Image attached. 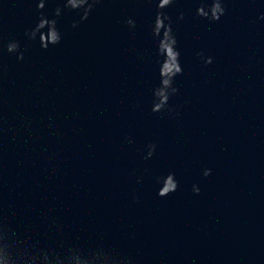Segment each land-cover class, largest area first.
Returning a JSON list of instances; mask_svg holds the SVG:
<instances>
[{"label":"water","instance_id":"obj_1","mask_svg":"<svg viewBox=\"0 0 264 264\" xmlns=\"http://www.w3.org/2000/svg\"><path fill=\"white\" fill-rule=\"evenodd\" d=\"M57 6L46 0L45 15ZM197 6L164 10L183 73L175 111L154 113V2L103 0L77 28L78 13L64 9L62 42L43 49L24 35L35 0H0L4 41L28 46L22 61L4 53L0 78V199L18 230L55 218L67 236L139 264H264V0H227L219 21ZM149 142L156 151L144 159ZM169 171L178 188L160 197L155 177Z\"/></svg>","mask_w":264,"mask_h":264},{"label":"clouds","instance_id":"obj_2","mask_svg":"<svg viewBox=\"0 0 264 264\" xmlns=\"http://www.w3.org/2000/svg\"><path fill=\"white\" fill-rule=\"evenodd\" d=\"M37 4L38 17L36 23L26 28L24 35L29 42H38L40 47L48 49L55 47L63 40V34L58 27V17L64 9L78 13L79 19L72 21V27L77 28L82 21L88 19L94 7L103 0H61L63 7L57 6L53 16L45 15L46 0H35ZM156 4V14L150 26L151 34L157 42V53L163 57L159 66V85L153 91L152 112L172 113L175 109L169 101L179 92L175 84L177 76L183 73L180 62L181 52L177 37L172 28V18L164 11L176 3V0H150ZM227 0H198L196 15L209 21H219L226 14ZM177 19L183 20L184 13L180 12ZM264 20V11L257 17ZM129 30H134L137 21L133 16H127L124 20ZM27 45L22 47L21 42L15 38L4 41L0 34V78L3 76V55L7 52L14 55L17 61L25 58ZM197 56L205 65L213 62V57L205 55L203 51L197 52ZM139 106V105H137ZM0 114V120H2ZM128 143H134L131 136L125 137ZM147 152L144 159L151 158L156 151L155 142L147 144ZM211 169H205L204 176H208ZM143 177H137V182H142ZM155 182L159 185L157 195L168 196L178 188V181L174 172L157 175ZM193 192L199 193L200 188L193 185ZM134 201L139 197L134 195ZM14 213L4 206L0 199V264H139L138 260L127 253L119 250L103 241L81 242L67 236L63 227L53 218L45 230H39L27 221L18 230L14 224Z\"/></svg>","mask_w":264,"mask_h":264}]
</instances>
